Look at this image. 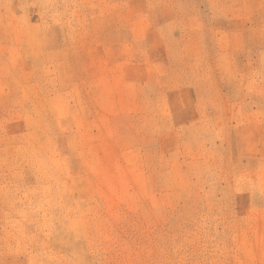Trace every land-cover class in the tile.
<instances>
[{"label":"rangeland","instance_id":"374dc122","mask_svg":"<svg viewBox=\"0 0 264 264\" xmlns=\"http://www.w3.org/2000/svg\"><path fill=\"white\" fill-rule=\"evenodd\" d=\"M0 264H264V0H0Z\"/></svg>","mask_w":264,"mask_h":264}]
</instances>
